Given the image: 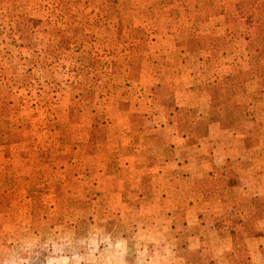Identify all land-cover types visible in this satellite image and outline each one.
Wrapping results in <instances>:
<instances>
[{"label":"rangeland","instance_id":"374dc122","mask_svg":"<svg viewBox=\"0 0 264 264\" xmlns=\"http://www.w3.org/2000/svg\"><path fill=\"white\" fill-rule=\"evenodd\" d=\"M236 1L0 0V264H107L112 248L107 254L103 249L104 232L117 231L134 247V231L116 212L105 230L91 225L88 213L79 217L74 203L80 184L69 178L65 143L86 137L76 124L83 104H103L99 115L105 107L145 109L149 102L138 93L144 60L166 56L165 62L180 64L187 49L208 47L211 58L222 53L231 61V73L206 89L211 109L210 89L244 67L250 47V29ZM240 89L252 96L229 102L242 112L243 101L250 103V121L258 119L248 132L251 149L264 137V73ZM150 92L154 106L169 114L173 87L158 84ZM139 115L134 121L146 123ZM102 134L93 130L90 142L93 152L104 155L106 148L96 145ZM28 173L32 177L19 176ZM255 205L264 206V197L243 199L238 210ZM243 212L250 224L257 222ZM92 232L102 240L88 239ZM189 233L179 229L181 253Z\"/></svg>","mask_w":264,"mask_h":264},{"label":"crops","instance_id":"0c3cea01","mask_svg":"<svg viewBox=\"0 0 264 264\" xmlns=\"http://www.w3.org/2000/svg\"><path fill=\"white\" fill-rule=\"evenodd\" d=\"M184 55L180 64L165 62L166 56L144 60L138 93L149 102L145 109L105 107L104 115H99L103 104L81 106L76 124L86 137L65 143L73 173L69 178L80 184L74 208L79 217L88 213L91 225L102 230L116 212L134 231L133 248L117 231L102 232L106 254L112 248L107 264H189L203 259L208 264H264V206L242 210L257 221L255 236L234 242L230 231L222 235L227 225L219 230L220 219L240 209L243 199L264 197V137L251 149L248 146V132L258 119L244 121L240 105L227 112L213 102L210 109L206 89L231 73L225 54L211 58L212 50L200 47L187 49ZM156 65L161 69H154ZM158 84L174 89L169 114L154 106L150 91ZM170 114L176 123L169 120ZM136 115L145 117L146 123L134 121ZM199 116H209L208 133L189 144L184 135L196 127ZM93 130L105 132L102 142L96 143L106 148L104 155L91 149ZM241 214L245 219L247 213ZM182 227L190 231L183 253L177 243ZM98 237L96 232L88 234V239Z\"/></svg>","mask_w":264,"mask_h":264},{"label":"trees","instance_id":"16d2710c","mask_svg":"<svg viewBox=\"0 0 264 264\" xmlns=\"http://www.w3.org/2000/svg\"><path fill=\"white\" fill-rule=\"evenodd\" d=\"M237 9L245 14V21L249 27V32L246 35L247 41L250 43V47L246 54L242 56L244 61L243 68H236L229 78L219 82L212 87L209 91L211 103L214 101H220V107L227 112H230V99L242 98L252 96V94H243L240 86L247 84L251 81L262 77L264 73V0H238L235 2ZM244 107V121H250L254 118L252 111L249 108L250 103L243 101ZM173 114L169 115V120L176 123V119ZM206 117L199 116L197 125L192 134H185L189 144L196 143L200 137L208 133V125L205 122ZM222 126L226 129L225 123ZM241 213H244L241 211ZM240 210H233L222 217L219 221L220 231L224 230L227 225V229L222 231V235H228L230 231L233 235V239L242 238L246 240L257 234L256 224H250L248 218H242ZM245 217L247 215H244ZM247 220V221H246ZM246 221V222H245ZM241 236V237H239ZM202 264H208L207 262Z\"/></svg>","mask_w":264,"mask_h":264}]
</instances>
